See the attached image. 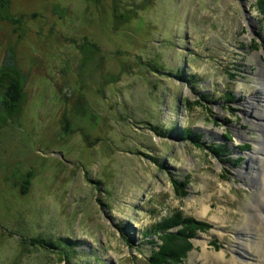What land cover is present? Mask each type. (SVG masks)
Instances as JSON below:
<instances>
[{
    "label": "rangeland",
    "instance_id": "1",
    "mask_svg": "<svg viewBox=\"0 0 264 264\" xmlns=\"http://www.w3.org/2000/svg\"><path fill=\"white\" fill-rule=\"evenodd\" d=\"M1 1L0 72L25 95L0 104V264L164 247L182 257L156 264H233L263 135L260 0Z\"/></svg>",
    "mask_w": 264,
    "mask_h": 264
},
{
    "label": "bare ground",
    "instance_id": "2",
    "mask_svg": "<svg viewBox=\"0 0 264 264\" xmlns=\"http://www.w3.org/2000/svg\"><path fill=\"white\" fill-rule=\"evenodd\" d=\"M260 103L251 102L256 107L254 124L261 128L263 134L261 141L257 142L256 151L249 156L251 160L258 161V176L255 174L250 178L252 181L255 178L253 184L256 194L247 204L249 213L239 227L238 244L235 249L237 256L230 259L233 264H264V102ZM238 136L245 137V133H238ZM239 172L245 174L244 168ZM208 245L209 242L203 241L204 254L213 255L214 252L207 250ZM214 258L226 259L225 252L215 255Z\"/></svg>",
    "mask_w": 264,
    "mask_h": 264
},
{
    "label": "trees",
    "instance_id": "3",
    "mask_svg": "<svg viewBox=\"0 0 264 264\" xmlns=\"http://www.w3.org/2000/svg\"><path fill=\"white\" fill-rule=\"evenodd\" d=\"M260 7H264V0H260ZM2 3H8V1H1ZM9 65V63H8ZM6 64V67L4 66L3 69H1L0 72V89L2 90V96L0 99V104L3 105V108L8 111H15L18 107V104L23 100L24 98V78L22 76V73L20 70L14 66V64L9 65ZM151 67L155 68L156 66L154 64H151ZM157 69V68H155ZM177 78H181L179 75H176ZM156 132V131H155ZM162 135V132H158ZM162 136H165L164 134ZM217 144L213 145L211 148L212 150H219V147H216ZM219 146V145H218ZM222 148L219 150L221 152ZM214 151V152H215ZM222 153V152H221ZM156 163V162H155ZM177 185V184H176ZM178 188V187H177ZM181 193H184L183 189H180ZM187 220L190 223H194L196 225V222L193 218L184 219ZM151 232V231H150ZM149 234V231H147V235ZM172 242L176 241V237H172ZM179 240V239H178ZM41 243H44L42 240H40ZM49 245V244H47ZM51 248H55V245L51 243L49 245ZM56 249V248H55ZM158 258L155 257L150 259L152 260L151 264H156V261L161 260L164 261V263H167L168 261H171V259H181L182 256L178 255L177 251L174 249H171L170 247H164L162 251H156Z\"/></svg>",
    "mask_w": 264,
    "mask_h": 264
}]
</instances>
